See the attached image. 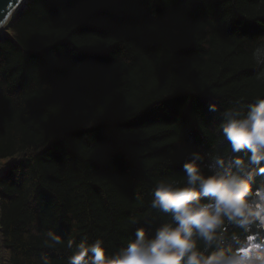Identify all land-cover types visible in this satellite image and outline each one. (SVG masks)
<instances>
[{"label": "trees", "instance_id": "16d2710c", "mask_svg": "<svg viewBox=\"0 0 264 264\" xmlns=\"http://www.w3.org/2000/svg\"><path fill=\"white\" fill-rule=\"evenodd\" d=\"M259 45L264 0H27L0 32V264L153 234L156 183L193 151L210 174L220 113L264 98Z\"/></svg>", "mask_w": 264, "mask_h": 264}, {"label": "clouds", "instance_id": "9594fccd", "mask_svg": "<svg viewBox=\"0 0 264 264\" xmlns=\"http://www.w3.org/2000/svg\"><path fill=\"white\" fill-rule=\"evenodd\" d=\"M252 56L264 69V45ZM209 111L219 112L217 103ZM220 115L219 131L229 148L210 156V174L203 171L201 153L193 151L183 164V182L156 183L150 208L167 219L153 234L137 227L135 238L114 252L106 251L102 239L81 240L68 264H264V179L256 181L264 178V98L235 101ZM46 236L49 246L63 243L51 230ZM41 259L49 264L47 256Z\"/></svg>", "mask_w": 264, "mask_h": 264}, {"label": "water", "instance_id": "95a60500", "mask_svg": "<svg viewBox=\"0 0 264 264\" xmlns=\"http://www.w3.org/2000/svg\"><path fill=\"white\" fill-rule=\"evenodd\" d=\"M27 0H0V32Z\"/></svg>", "mask_w": 264, "mask_h": 264}]
</instances>
